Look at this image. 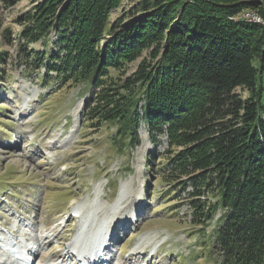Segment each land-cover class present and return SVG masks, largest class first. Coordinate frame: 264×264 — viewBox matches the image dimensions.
<instances>
[{"label":"trees","instance_id":"trees-1","mask_svg":"<svg viewBox=\"0 0 264 264\" xmlns=\"http://www.w3.org/2000/svg\"><path fill=\"white\" fill-rule=\"evenodd\" d=\"M121 1L41 0L19 19L20 63L41 81L92 88L86 119L112 124L114 145H138L139 119L152 146L165 136L167 177L183 178L178 186L195 197L191 224H208L220 211L215 263L264 264V24L228 19L250 10L264 22V2L138 0L105 31ZM0 36L4 81L10 28ZM142 51L119 84L113 72Z\"/></svg>","mask_w":264,"mask_h":264},{"label":"rangeland","instance_id":"rangeland-1","mask_svg":"<svg viewBox=\"0 0 264 264\" xmlns=\"http://www.w3.org/2000/svg\"><path fill=\"white\" fill-rule=\"evenodd\" d=\"M40 1L0 5V32L10 28L13 39L2 47L9 57L0 81V264L5 244L29 251L24 255L31 264H77L90 251L102 256L98 264H216L212 232L220 211L208 224H191L195 197L190 187L178 186L183 178L167 177L166 137L152 146L139 119L138 145L122 149L114 145L112 124L86 119L93 92L86 83L60 86L24 69L16 45L19 19ZM137 1L122 0L105 31L134 12ZM228 19L264 24L250 10ZM145 52L113 72L119 84Z\"/></svg>","mask_w":264,"mask_h":264},{"label":"bare ground","instance_id":"bare-ground-1","mask_svg":"<svg viewBox=\"0 0 264 264\" xmlns=\"http://www.w3.org/2000/svg\"><path fill=\"white\" fill-rule=\"evenodd\" d=\"M246 16H247V15H246ZM254 18H255V19H258L257 17H254ZM246 19H247V18H246ZM110 239H111V238H110ZM110 239H109V240H110ZM3 251H4V250H3ZM25 251H26V250L22 248V250L20 251V253L25 252ZM82 252H83V251H82ZM90 252H91V251H90ZM90 252H89V253H90ZM2 254L6 256V251L3 252ZM85 254L87 255L88 253H85ZM65 256H66V255H65ZM65 256H64V257H65ZM70 257H71L70 255L67 256V258H70ZM123 263H126V261H124Z\"/></svg>","mask_w":264,"mask_h":264},{"label":"built area","instance_id":"built-area-1","mask_svg":"<svg viewBox=\"0 0 264 264\" xmlns=\"http://www.w3.org/2000/svg\"><path fill=\"white\" fill-rule=\"evenodd\" d=\"M245 15H248V16H256L255 14H251V13H246ZM259 18V17H257Z\"/></svg>","mask_w":264,"mask_h":264}]
</instances>
